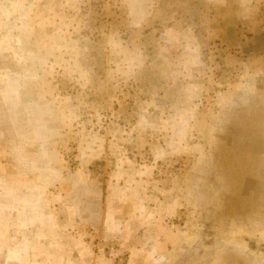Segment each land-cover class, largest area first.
<instances>
[{"label": "rangeland", "instance_id": "1", "mask_svg": "<svg viewBox=\"0 0 264 264\" xmlns=\"http://www.w3.org/2000/svg\"><path fill=\"white\" fill-rule=\"evenodd\" d=\"M0 264H264V0H0Z\"/></svg>", "mask_w": 264, "mask_h": 264}]
</instances>
